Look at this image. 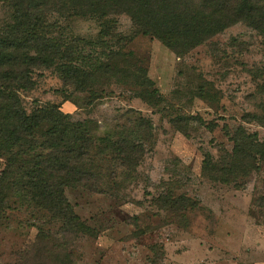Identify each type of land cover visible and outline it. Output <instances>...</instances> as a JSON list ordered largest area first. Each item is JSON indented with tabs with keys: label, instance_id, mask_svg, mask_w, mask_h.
Instances as JSON below:
<instances>
[{
	"label": "rangeland",
	"instance_id": "rangeland-1",
	"mask_svg": "<svg viewBox=\"0 0 264 264\" xmlns=\"http://www.w3.org/2000/svg\"><path fill=\"white\" fill-rule=\"evenodd\" d=\"M112 19L115 38L106 41L132 53L131 65L146 72L157 95L144 100L143 86L111 83L90 103L52 70L36 72L34 89L18 95L28 113L58 105L73 121L89 123L97 137L135 111L154 127L146 156L131 175L106 156L100 160L102 190L67 191L96 234L65 240L68 249L56 260L47 240L41 254L31 249L38 230L30 224L35 218L48 223L49 215L11 194V210L0 220V264H61L67 254L73 264H264L263 163L247 161V174L230 176V184L204 171L208 157L212 166L232 162L238 129L264 141V126L245 120L248 113L262 116L264 34L237 24L178 57L158 40L136 36L127 15ZM9 21L10 9L1 5L0 28ZM103 25L90 17L64 24L71 36L93 43L100 41ZM59 226L52 222L46 229Z\"/></svg>",
	"mask_w": 264,
	"mask_h": 264
},
{
	"label": "trees",
	"instance_id": "trees-1",
	"mask_svg": "<svg viewBox=\"0 0 264 264\" xmlns=\"http://www.w3.org/2000/svg\"><path fill=\"white\" fill-rule=\"evenodd\" d=\"M1 5L9 7L10 21L0 28V220L11 210V194L46 212L48 223H59V229H46L48 223L35 218L30 227L38 230L37 242L31 249L41 254L49 248L43 245L47 240L55 260L68 249L65 240L96 234L67 191L102 190L100 160L106 156L131 175L146 156L154 127L150 119L129 111L125 123L97 137L89 123L73 121L58 105L28 113L18 93L34 89L36 72L54 71L65 87L86 94L90 103L101 98L106 84L129 82L143 86L141 98L149 101L158 94L152 80L131 65L132 53L114 50L106 41L115 38L112 18L127 15L136 36H150L178 57L237 24L264 34V0H0ZM89 17L104 21L97 43L71 36L64 26ZM245 120L264 126V104L262 116L248 113ZM238 130L232 137V162L212 166L209 157L204 161V171L213 170L227 184L230 176L247 174V161L264 165V141ZM59 261L73 264L71 254Z\"/></svg>",
	"mask_w": 264,
	"mask_h": 264
}]
</instances>
